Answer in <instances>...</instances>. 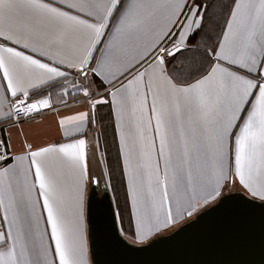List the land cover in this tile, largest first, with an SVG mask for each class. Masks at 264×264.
Listing matches in <instances>:
<instances>
[{
	"label": "snow or ice",
	"instance_id": "1",
	"mask_svg": "<svg viewBox=\"0 0 264 264\" xmlns=\"http://www.w3.org/2000/svg\"><path fill=\"white\" fill-rule=\"evenodd\" d=\"M104 106L120 240L149 245L239 196L264 207V0H0V264H92Z\"/></svg>",
	"mask_w": 264,
	"mask_h": 264
},
{
	"label": "water",
	"instance_id": "2",
	"mask_svg": "<svg viewBox=\"0 0 264 264\" xmlns=\"http://www.w3.org/2000/svg\"><path fill=\"white\" fill-rule=\"evenodd\" d=\"M87 199L92 264H264V207L239 196L223 214L206 213L156 237L149 245L118 238L120 228L111 189L91 184Z\"/></svg>",
	"mask_w": 264,
	"mask_h": 264
},
{
	"label": "crops",
	"instance_id": "3",
	"mask_svg": "<svg viewBox=\"0 0 264 264\" xmlns=\"http://www.w3.org/2000/svg\"><path fill=\"white\" fill-rule=\"evenodd\" d=\"M100 111L104 115V120L102 121V123L104 125L105 135L108 139L107 149H108L109 166L113 162H116V164L119 166L118 159H117V147H116L115 143H113V141H112V137L114 135V130H113L111 123H110V117L108 115L107 106H104L103 108H101ZM55 119H56V117H55L54 113H42L40 116L37 117V120L42 121L41 126L44 127L45 129H48L49 135H48L47 139H50V140H55V139L59 138L58 133H57V127H56ZM97 131H98V129L97 130L89 129L88 132L86 133V137L89 139L90 142L94 141ZM13 135L15 136L14 132H13ZM101 142L103 145L104 144V138L103 137L101 138ZM92 171H95L97 174H99L100 169L99 168H90V173ZM121 183H122V186L120 188V191L123 190V197H125V190H124V185H123L122 179H121ZM91 184L92 183L89 182L88 189H87V195H86V206H87V199H88V196H89V193L91 190V186H92ZM112 196H113V193H112ZM114 202H115L116 212H119V210L117 209V204H116L115 199H114ZM117 217H118V222H119L120 228H123L121 221H120V216H117ZM172 230L173 229L169 230V232ZM166 233H168V232H166ZM163 234H165V233H163ZM88 243H89V239H88ZM89 255H90V251H89Z\"/></svg>",
	"mask_w": 264,
	"mask_h": 264
},
{
	"label": "rangeland",
	"instance_id": "4",
	"mask_svg": "<svg viewBox=\"0 0 264 264\" xmlns=\"http://www.w3.org/2000/svg\"><path fill=\"white\" fill-rule=\"evenodd\" d=\"M110 168L113 171V179H112V187H111V192L113 193V199H115L117 204V209L119 210L120 213L119 216L124 233L126 236L130 237L131 236L130 217H129L128 206L126 204V199L125 197H123V190L120 191L122 183H121V174H120L119 166L116 164V162H113L111 163Z\"/></svg>",
	"mask_w": 264,
	"mask_h": 264
}]
</instances>
